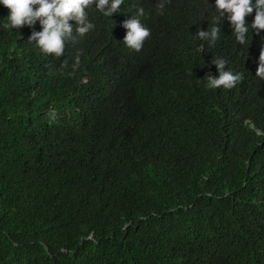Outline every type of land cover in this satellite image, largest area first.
<instances>
[{
  "label": "trees",
  "instance_id": "1",
  "mask_svg": "<svg viewBox=\"0 0 264 264\" xmlns=\"http://www.w3.org/2000/svg\"><path fill=\"white\" fill-rule=\"evenodd\" d=\"M156 3L88 7L60 58L0 4V264H264V30L247 15L240 44L225 14L212 45L215 0ZM141 7L135 52L121 25ZM217 58L243 74L231 90L206 86Z\"/></svg>",
  "mask_w": 264,
  "mask_h": 264
},
{
  "label": "clouds",
  "instance_id": "2",
  "mask_svg": "<svg viewBox=\"0 0 264 264\" xmlns=\"http://www.w3.org/2000/svg\"><path fill=\"white\" fill-rule=\"evenodd\" d=\"M123 0H0L9 13L8 23L3 25L8 29H20L24 26L32 27L39 21L42 31L33 32L29 37V43H33L45 54H54L60 58L64 55L65 48L69 41L75 43L78 37L82 38L95 25L89 21L86 9L95 5L97 11L104 16L112 17L120 9ZM170 0H157L156 8L162 12ZM216 20L207 31L197 30L196 36L214 45L219 38L220 28L216 26L220 19L229 21L232 34L240 44L246 43L248 25L245 17L255 12L254 21L251 24L252 30L257 32L264 30V0H215ZM144 15V9L138 8L135 15L126 19L122 27L126 29L123 44L135 52H140L146 39L150 38L151 31L147 28L139 16ZM75 21V27L70 24ZM80 64V53L74 58L73 69ZM212 64L216 66L218 75H207V87L218 89L223 87L231 90L243 79L242 73L225 70L227 61L217 58ZM52 73L50 72V75ZM255 76L264 80V49L259 55V63ZM91 237H89L90 239Z\"/></svg>",
  "mask_w": 264,
  "mask_h": 264
}]
</instances>
